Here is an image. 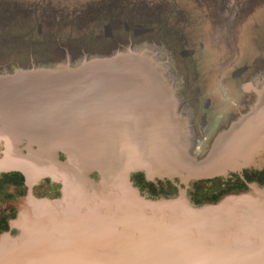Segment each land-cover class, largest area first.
Listing matches in <instances>:
<instances>
[{
	"label": "water",
	"instance_id": "95a60500",
	"mask_svg": "<svg viewBox=\"0 0 264 264\" xmlns=\"http://www.w3.org/2000/svg\"><path fill=\"white\" fill-rule=\"evenodd\" d=\"M147 31L138 26L132 34ZM104 36H111L108 25ZM192 53L180 51L182 57ZM101 78L114 81L116 75L105 69ZM131 82V76L117 79ZM150 87L144 79L142 89ZM245 87L252 90L254 83ZM46 93L55 95L57 88L48 86ZM103 132L102 126L87 129L79 138L92 135L88 141L95 143L89 145L99 148L69 147L70 141L20 156L21 162L0 161L3 169H23L30 181L41 175L60 183L56 198L29 191L8 202L17 210L9 221L17 233L0 234V264H264V186L250 184L200 206L190 203L183 188L175 197L147 198L132 185L131 174L173 181V170L114 148ZM60 151L63 160L56 157Z\"/></svg>",
	"mask_w": 264,
	"mask_h": 264
},
{
	"label": "flooded vegetation",
	"instance_id": "af4514ba",
	"mask_svg": "<svg viewBox=\"0 0 264 264\" xmlns=\"http://www.w3.org/2000/svg\"><path fill=\"white\" fill-rule=\"evenodd\" d=\"M172 1L170 28L174 32L176 30L181 32L178 37L182 41L181 47L168 54L150 43L127 42L121 33L113 34L114 32L111 31V36L98 37V40L83 52L86 56L83 57L85 60H82V64L85 65L78 64V66H81L79 69L90 67V64L98 66V76L101 80L103 70H112L116 79L114 81L102 80L107 84L117 82L121 76L133 78V82L119 85L134 87L138 90L139 97L129 99L128 104L124 105L125 108H129V111L118 110L110 113L109 123L105 125L106 128L101 136L111 145L124 146L130 155L143 156L144 154V151L138 150L133 143L135 134L143 129V123H135L132 128L135 133L127 134L123 131L124 121H128L134 115L131 108L138 99H145L146 95L155 93L160 85L166 87L165 91H168L170 97L165 96L164 93L161 97L169 106L167 117L162 111L152 112L150 116H146L145 120L149 128L163 119L169 122V128L171 132L173 131L172 146L176 152L171 157L169 154L164 160L158 162L166 166L169 171L171 167L175 176L170 182V178L158 179L145 172H136L131 174L130 179L137 189L139 186L137 179L153 184L156 181L167 182L166 188L157 187L159 190L157 193L163 194L160 196L162 198L175 197L178 189L183 188L190 203L200 206L216 202L224 195L245 191L250 184L264 186V106L259 105L261 95H264V71L258 74L252 73L251 65L258 57V51H262L264 47L260 44L255 46L252 39L245 42L242 39L237 40L238 44L236 43L233 47L234 42L229 43L230 40L226 38L228 45L231 46L230 51L215 66H211L212 57L219 50L214 49L211 43L209 47L205 42L208 41L210 33L217 35L224 31L225 35L216 38L219 40L218 44L221 43L222 36L234 32L231 27L239 21L243 22L242 26L245 24L249 14L255 10L261 0ZM229 3H231L230 7L227 5ZM250 9L252 10L249 11ZM223 14L227 17L225 20H222ZM226 24L230 27L225 26ZM252 28L254 30L250 31L253 32L251 35L257 42L258 34L264 32V24ZM119 30H122L125 35L127 31L131 32V27L128 30L121 27ZM144 36L146 34L135 36V38ZM171 36L173 37V34L170 32ZM184 49L192 50L193 53L182 57L180 51ZM197 49L200 50V59L196 58ZM246 52L252 53L249 56L243 55ZM250 57H253L251 62ZM149 58L152 59L153 65L159 72L160 80H153L148 75L136 73L118 74L113 69V67L121 66L133 70L136 67L130 65H136V61L146 62ZM190 60L194 65L184 64ZM224 61H227V64H223ZM96 62L100 64H95ZM197 67L200 71H204V77L190 75V70L197 69ZM241 68L243 69L240 72L234 73ZM19 73L14 69L12 76H17ZM90 79L91 77L88 81ZM144 79H148L151 83L149 90L142 89ZM249 82L254 83L252 90L244 88ZM56 88L55 95L47 94L57 96L59 88ZM116 104L119 103L116 102ZM88 140L87 147H100L99 144L90 146L89 144L95 142L89 143ZM80 145L83 143L73 141L69 147ZM2 151L3 147L0 146V158H2ZM56 157L58 160H63L65 156L60 151L56 153ZM33 172L37 173L35 169ZM31 176L18 167L0 169V234L15 235L17 233V230L11 229L9 225V221L15 218L17 210L7 205L8 202L16 201L29 191L36 197L50 199L60 195L59 181L41 175L30 181ZM156 186L157 184H154L153 188ZM170 188L173 189L170 190Z\"/></svg>",
	"mask_w": 264,
	"mask_h": 264
},
{
	"label": "rangeland",
	"instance_id": "374dc122",
	"mask_svg": "<svg viewBox=\"0 0 264 264\" xmlns=\"http://www.w3.org/2000/svg\"><path fill=\"white\" fill-rule=\"evenodd\" d=\"M172 4V0H0V146L3 147L0 161L21 162L20 156L25 158L70 141H79L86 146L90 137H84H89L87 140L79 138L87 129L95 126L104 129L111 112L129 111L124 105L129 99L139 97L138 90L117 82L104 83L98 76V66L90 64V67L79 69L81 66L78 64L85 60L83 52L104 35L106 25L110 26L113 34L121 33L127 42L150 43L168 54L181 47L182 41L178 39L181 32L170 28ZM226 18L223 14L222 20ZM125 23L131 27V32L123 35L119 28H124ZM242 23L239 21L231 27L234 32L222 36L223 41L219 44L216 38L225 35L224 31L217 35L209 34L206 45L210 47L211 43L217 46H213L214 49L219 50L213 53L211 66L230 51L227 39L229 43L234 42L233 47L241 39L244 42L252 39L255 46L260 44L264 47V32L258 34L257 42L250 32L254 30L252 27L264 24V0L259 1L243 26ZM138 26L148 29L146 36L135 38L132 32ZM225 26L230 27L228 24ZM170 32L173 37H170ZM258 52L257 59L251 64L255 74L264 71V49ZM199 53L197 49L196 58H199ZM250 53L243 55L249 56ZM249 59L251 62L253 57ZM135 63L130 65L136 67L133 70L121 66L113 69L118 74L136 73L160 80L152 59ZM184 64L194 65L192 60ZM14 69L20 72L17 76H12ZM195 69L190 70L191 76H205L199 67ZM49 85L59 88L57 96L46 93L45 88ZM165 89L160 85L155 93L146 95L148 99H138L131 108L134 115L123 123V131L127 134L135 133L132 130L135 123H143V129L135 134L133 143L138 150L144 151V160L148 164L162 161L176 152L172 146L173 131L169 122L163 119L149 128L145 120L152 112L162 111L167 117L169 106L161 96L164 93L170 97V94ZM259 105L264 106V95H261ZM137 182L141 193L154 198L163 196L158 194L157 187L166 188L168 184L156 181L155 189L151 182L139 179Z\"/></svg>",
	"mask_w": 264,
	"mask_h": 264
},
{
	"label": "bare ground",
	"instance_id": "6f19581e",
	"mask_svg": "<svg viewBox=\"0 0 264 264\" xmlns=\"http://www.w3.org/2000/svg\"><path fill=\"white\" fill-rule=\"evenodd\" d=\"M113 146H114V148H117V149H119L120 151H122V152H124V153H126V154H129V152L124 148V146H122V145H114L113 144ZM95 148H99V147H95ZM127 152H126V151Z\"/></svg>",
	"mask_w": 264,
	"mask_h": 264
},
{
	"label": "trees",
	"instance_id": "16d2710c",
	"mask_svg": "<svg viewBox=\"0 0 264 264\" xmlns=\"http://www.w3.org/2000/svg\"><path fill=\"white\" fill-rule=\"evenodd\" d=\"M234 1V0H233ZM146 196V195H145ZM147 198H151V199H157V198H154V197H149V196H146ZM171 198V197H170Z\"/></svg>",
	"mask_w": 264,
	"mask_h": 264
},
{
	"label": "crops",
	"instance_id": "0c3cea01",
	"mask_svg": "<svg viewBox=\"0 0 264 264\" xmlns=\"http://www.w3.org/2000/svg\"><path fill=\"white\" fill-rule=\"evenodd\" d=\"M257 7H255V9H256ZM241 39V38H240Z\"/></svg>",
	"mask_w": 264,
	"mask_h": 264
}]
</instances>
